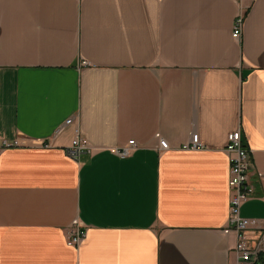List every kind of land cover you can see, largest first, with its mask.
I'll list each match as a JSON object with an SVG mask.
<instances>
[{
    "label": "crops",
    "instance_id": "obj_1",
    "mask_svg": "<svg viewBox=\"0 0 264 264\" xmlns=\"http://www.w3.org/2000/svg\"><path fill=\"white\" fill-rule=\"evenodd\" d=\"M77 130L92 150L73 158ZM238 130L256 241L264 0H0V140L21 142L0 150V264H237L224 230ZM194 134L202 149L185 147ZM130 140V156L113 151Z\"/></svg>",
    "mask_w": 264,
    "mask_h": 264
},
{
    "label": "built area",
    "instance_id": "obj_2",
    "mask_svg": "<svg viewBox=\"0 0 264 264\" xmlns=\"http://www.w3.org/2000/svg\"><path fill=\"white\" fill-rule=\"evenodd\" d=\"M243 22V16H238L233 32V37L235 39H240L242 36ZM73 122L74 119L69 118L65 122V125L59 128L58 132H61L67 125L73 124ZM20 145L21 142L18 138L0 140V150L18 147ZM136 147V141L130 140L125 146L116 148L113 151L119 156L127 157L131 155ZM185 147L188 149H202L203 144L199 134H194L191 143ZM161 148L162 150L169 149V143L166 140H161ZM91 150L88 140L77 130V136L67 148V153L73 158H78L82 153L90 152ZM227 151L230 155L229 186L233 194L230 201L228 226L224 231L227 234L236 232L238 236L236 246V252L238 254L237 264H253L257 260L259 254L264 253V233L258 237L256 241L252 240L248 232L256 227L258 222L255 219L242 216V205L252 197L255 192V187L250 178L252 151L245 145L243 134L240 130L229 134ZM86 237L87 227H85L80 220H75L68 234V244L78 247Z\"/></svg>",
    "mask_w": 264,
    "mask_h": 264
},
{
    "label": "trees",
    "instance_id": "obj_3",
    "mask_svg": "<svg viewBox=\"0 0 264 264\" xmlns=\"http://www.w3.org/2000/svg\"><path fill=\"white\" fill-rule=\"evenodd\" d=\"M253 264H264V253L259 254L257 260Z\"/></svg>",
    "mask_w": 264,
    "mask_h": 264
}]
</instances>
